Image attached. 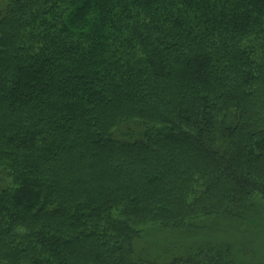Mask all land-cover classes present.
Wrapping results in <instances>:
<instances>
[{
	"label": "trees",
	"instance_id": "16d2710c",
	"mask_svg": "<svg viewBox=\"0 0 264 264\" xmlns=\"http://www.w3.org/2000/svg\"><path fill=\"white\" fill-rule=\"evenodd\" d=\"M262 206L264 0L0 1V264H246Z\"/></svg>",
	"mask_w": 264,
	"mask_h": 264
},
{
	"label": "rangeland",
	"instance_id": "374dc122",
	"mask_svg": "<svg viewBox=\"0 0 264 264\" xmlns=\"http://www.w3.org/2000/svg\"><path fill=\"white\" fill-rule=\"evenodd\" d=\"M258 208L257 214L245 223L215 219L210 225L214 237L219 236L231 241L237 260L239 257L243 261L246 255V264H264V207ZM146 238L150 245L158 246L163 236L158 231L150 230Z\"/></svg>",
	"mask_w": 264,
	"mask_h": 264
}]
</instances>
